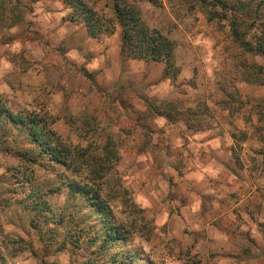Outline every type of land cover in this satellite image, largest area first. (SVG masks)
Wrapping results in <instances>:
<instances>
[{
	"label": "rangeland",
	"instance_id": "rangeland-1",
	"mask_svg": "<svg viewBox=\"0 0 264 264\" xmlns=\"http://www.w3.org/2000/svg\"><path fill=\"white\" fill-rule=\"evenodd\" d=\"M6 1L24 19L0 29V103L43 121L0 127V264H264L263 242L252 258L202 255L172 220L185 172L221 168L205 161L209 141L264 195V0L137 1L175 44V78L164 63L123 57L119 26L89 37L62 0ZM88 1L111 26L109 0ZM223 191L232 204L214 214L237 238L243 208ZM246 211L264 238V198Z\"/></svg>",
	"mask_w": 264,
	"mask_h": 264
},
{
	"label": "crops",
	"instance_id": "crops-1",
	"mask_svg": "<svg viewBox=\"0 0 264 264\" xmlns=\"http://www.w3.org/2000/svg\"><path fill=\"white\" fill-rule=\"evenodd\" d=\"M69 10L72 13V10ZM79 25L85 27L83 24ZM206 147H209L210 152L206 151L205 161L207 163L216 162L221 165V168H198L194 164L195 168L186 171L184 177L178 180L180 184L187 186L185 190L187 200L185 205L179 204V211L172 215V220L174 221L173 234L183 243L189 245L191 249L201 252L202 255L207 252L216 258H224L227 254L232 252L234 254L242 250L246 253L245 255L252 258L260 254L256 250L255 245L264 243V238L257 228L256 218L253 219L246 210L248 207H258L259 199L264 198V195H260L257 187L253 185L249 177H245L247 174L244 171L225 167L227 160L218 158L220 154L219 156L214 154L220 152L210 150V148H214V142L209 141ZM200 159L204 160L203 158ZM240 179H243V181ZM223 190L236 193L239 199L233 203L239 208L240 213V208H243L242 217L244 216V220H235V227H238L239 233L237 238L227 234V230L224 227V215L215 216L214 214V212L221 213L220 210L222 208H227L226 205L232 204V201L228 200L227 196L219 197L220 192L224 193ZM215 221L218 227H210ZM185 230L188 233H185ZM228 231L230 232V230ZM224 261H230V264L233 263L230 258H225Z\"/></svg>",
	"mask_w": 264,
	"mask_h": 264
},
{
	"label": "trees",
	"instance_id": "trees-1",
	"mask_svg": "<svg viewBox=\"0 0 264 264\" xmlns=\"http://www.w3.org/2000/svg\"><path fill=\"white\" fill-rule=\"evenodd\" d=\"M4 4H0V29L13 27L18 24L19 19L23 21V16L8 14L7 1L4 0ZM66 6L72 10L69 16V21L76 22L85 25L87 31L91 37L97 38L102 35H112L115 31V26H119L122 30V56L126 59H138L144 61H152L156 63H164L165 70L164 76L171 78V72L174 69L173 77L178 74L175 70L173 62L175 44L169 38L164 36L159 31L150 29L142 18L140 9L135 7L136 2L148 1L154 5L157 4L155 0H109L108 7L110 13V19L108 23L111 26L105 25V16L101 15L97 10V1L93 3L88 0H62ZM223 5L227 6V4ZM243 47H247V44H243ZM256 51L264 57V25L261 31V35L257 40ZM174 77V78H175ZM0 103V127L6 134L7 124H14L17 126H23V131L31 128L34 130L35 126L43 120L32 119L29 124L27 120L20 114H15L11 109L5 107ZM46 115V114H45ZM4 120V121H3ZM29 127H28V126ZM32 134V133H31ZM35 142L39 139L36 134H32ZM27 157V155H23ZM39 200V199H38ZM40 202V201H39ZM41 204V202H40ZM42 205V204H41ZM104 211V210H103ZM97 211L98 213H103ZM35 221V218H33ZM31 229H34L31 227ZM53 234V233H52ZM57 234V233H54ZM117 232L108 231L107 239L104 242L112 240ZM108 264H135L133 258L129 259H117L112 260Z\"/></svg>",
	"mask_w": 264,
	"mask_h": 264
}]
</instances>
